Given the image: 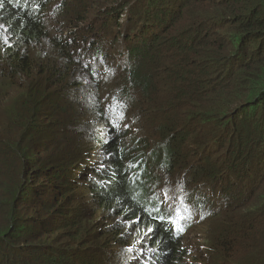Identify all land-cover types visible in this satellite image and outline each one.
I'll return each mask as SVG.
<instances>
[{
	"label": "trees",
	"instance_id": "1",
	"mask_svg": "<svg viewBox=\"0 0 264 264\" xmlns=\"http://www.w3.org/2000/svg\"><path fill=\"white\" fill-rule=\"evenodd\" d=\"M0 264H264V0H0Z\"/></svg>",
	"mask_w": 264,
	"mask_h": 264
},
{
	"label": "rangeland",
	"instance_id": "2",
	"mask_svg": "<svg viewBox=\"0 0 264 264\" xmlns=\"http://www.w3.org/2000/svg\"><path fill=\"white\" fill-rule=\"evenodd\" d=\"M261 192H263V190H261L260 188L256 191V194H259V193H261ZM256 200H258V199H256ZM208 220V219H207ZM207 220H206V222H207ZM189 224H191V222L189 223ZM207 227L209 228V229H211V227H212V224L210 223V222H208L207 223ZM206 228V226H203L202 224H200L199 226H194V227H192V229H194V231L195 232H199V231H202V230H204ZM252 248V247H251ZM251 248H250V250H251ZM247 254V252H245L243 255H246ZM247 256H244V257H240L239 259L240 260H243V259H245ZM260 256L259 255H256L252 260L253 261H255V262H257V263H259L260 261H263V259H260L259 258Z\"/></svg>",
	"mask_w": 264,
	"mask_h": 264
},
{
	"label": "bare ground",
	"instance_id": "3",
	"mask_svg": "<svg viewBox=\"0 0 264 264\" xmlns=\"http://www.w3.org/2000/svg\"><path fill=\"white\" fill-rule=\"evenodd\" d=\"M147 195L149 196V195H151V193H150V192H147ZM186 253H187V257H188V258H191V257L194 256L193 253H192L191 251H188V252H186Z\"/></svg>",
	"mask_w": 264,
	"mask_h": 264
},
{
	"label": "clouds",
	"instance_id": "4",
	"mask_svg": "<svg viewBox=\"0 0 264 264\" xmlns=\"http://www.w3.org/2000/svg\"><path fill=\"white\" fill-rule=\"evenodd\" d=\"M198 226V225H197ZM194 233H195V231H194Z\"/></svg>",
	"mask_w": 264,
	"mask_h": 264
}]
</instances>
